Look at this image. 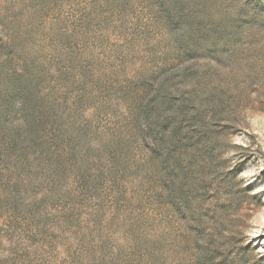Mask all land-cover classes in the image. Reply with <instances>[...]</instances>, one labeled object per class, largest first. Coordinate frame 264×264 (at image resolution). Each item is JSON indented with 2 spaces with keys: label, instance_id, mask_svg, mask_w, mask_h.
I'll return each instance as SVG.
<instances>
[{
  "label": "rangeland",
  "instance_id": "rangeland-1",
  "mask_svg": "<svg viewBox=\"0 0 264 264\" xmlns=\"http://www.w3.org/2000/svg\"><path fill=\"white\" fill-rule=\"evenodd\" d=\"M193 2L188 54L157 0H0V264H198L204 243L264 264V0ZM189 65L228 123L220 166L190 177L199 231L136 120Z\"/></svg>",
  "mask_w": 264,
  "mask_h": 264
},
{
  "label": "trees",
  "instance_id": "trees-1",
  "mask_svg": "<svg viewBox=\"0 0 264 264\" xmlns=\"http://www.w3.org/2000/svg\"><path fill=\"white\" fill-rule=\"evenodd\" d=\"M157 1L181 47L188 54L194 53L191 46L187 48L189 42L184 32L194 30L198 23L205 34L208 26L197 17L194 0ZM196 70L189 65L152 82L151 92L140 103L136 120L139 136L157 161L164 198L190 228L199 231V213L195 211L190 195L195 197L196 184L204 185L205 179L194 183L190 182V177L195 170L204 171L208 163L216 169L220 166L217 146L228 123L223 120V98L210 89L199 94L192 85ZM197 263L225 264L208 243L198 248Z\"/></svg>",
  "mask_w": 264,
  "mask_h": 264
}]
</instances>
